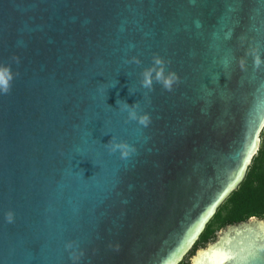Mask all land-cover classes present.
I'll return each mask as SVG.
<instances>
[{
    "label": "water",
    "instance_id": "water-1",
    "mask_svg": "<svg viewBox=\"0 0 264 264\" xmlns=\"http://www.w3.org/2000/svg\"><path fill=\"white\" fill-rule=\"evenodd\" d=\"M253 48L264 58V0H0V64L18 73L0 94V264L184 261L262 143ZM154 54L180 77L171 92L140 86ZM189 264H264V220Z\"/></svg>",
    "mask_w": 264,
    "mask_h": 264
},
{
    "label": "trees",
    "instance_id": "trees-1",
    "mask_svg": "<svg viewBox=\"0 0 264 264\" xmlns=\"http://www.w3.org/2000/svg\"><path fill=\"white\" fill-rule=\"evenodd\" d=\"M252 217L264 219V141L247 167L242 181L219 205L188 254L193 255L197 249L213 242L220 230ZM180 264L189 263L182 261Z\"/></svg>",
    "mask_w": 264,
    "mask_h": 264
},
{
    "label": "clouds",
    "instance_id": "clouds-1",
    "mask_svg": "<svg viewBox=\"0 0 264 264\" xmlns=\"http://www.w3.org/2000/svg\"><path fill=\"white\" fill-rule=\"evenodd\" d=\"M253 57L254 66L256 68L264 65V58H262L261 53L258 49L253 48L245 54ZM17 63L19 62L18 58H13ZM126 63H135L136 65L141 64V60L137 56L131 57L130 60L126 61ZM171 61H166L163 57L158 54H154L152 57V64L149 67H146L140 73V86L144 89H147L148 92L154 90V84H160L165 91L171 92L173 90V86L178 84L180 81L179 75L175 71H168L167 65L170 64ZM246 61L243 57L239 60V65L243 70L245 68ZM18 73H13L10 64H0V94L6 95L9 94L12 88V83L15 76ZM118 83V81H117ZM116 83V84H117ZM115 84V85H116ZM112 85V87H115ZM129 94H135V91L129 89ZM147 95V92L144 94ZM118 107L122 110H126L128 113L129 120H135L140 125L148 126L150 123V116L146 112L140 114L137 109L140 108L139 101L135 102L132 105H129L126 101L118 99L116 101ZM105 146L109 149L110 152L119 151L122 158H126L129 156L131 152L134 151V148L127 144L126 142H117L115 137H112ZM80 174L83 175V170H80ZM5 219L8 223H13L15 219V213L12 210H9L5 213ZM68 248H72V243L69 242L67 244ZM75 259V257H72Z\"/></svg>",
    "mask_w": 264,
    "mask_h": 264
},
{
    "label": "rangeland",
    "instance_id": "rangeland-1",
    "mask_svg": "<svg viewBox=\"0 0 264 264\" xmlns=\"http://www.w3.org/2000/svg\"><path fill=\"white\" fill-rule=\"evenodd\" d=\"M264 141V133H263V136H262V142ZM218 235H219V232L217 233V235H216V239H217V237H218ZM216 239L214 240V241H216ZM213 241V242H214ZM210 243H212V242H210ZM206 247V246H205ZM192 255H190L189 254V256L184 260L185 262L187 261L188 263H189V259H190V257H191Z\"/></svg>",
    "mask_w": 264,
    "mask_h": 264
},
{
    "label": "snow or ice",
    "instance_id": "snow-or-ice-1",
    "mask_svg": "<svg viewBox=\"0 0 264 264\" xmlns=\"http://www.w3.org/2000/svg\"><path fill=\"white\" fill-rule=\"evenodd\" d=\"M234 178V176L233 177H229L228 179H229V181L231 180V179H233ZM225 186H227V185H225ZM218 195L219 194H217V198H218Z\"/></svg>",
    "mask_w": 264,
    "mask_h": 264
},
{
    "label": "flooded vegetation",
    "instance_id": "flooded-vegetation-1",
    "mask_svg": "<svg viewBox=\"0 0 264 264\" xmlns=\"http://www.w3.org/2000/svg\"><path fill=\"white\" fill-rule=\"evenodd\" d=\"M234 190H235V189H234ZM250 219H258V218L252 217V218H250ZM250 219H248V220H250ZM248 220H247V221H248ZM260 220H264V219H260Z\"/></svg>",
    "mask_w": 264,
    "mask_h": 264
}]
</instances>
